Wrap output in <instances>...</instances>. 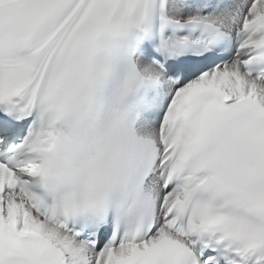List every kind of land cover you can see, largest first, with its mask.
<instances>
[{"label": "snow or ice", "instance_id": "snow-or-ice-1", "mask_svg": "<svg viewBox=\"0 0 264 264\" xmlns=\"http://www.w3.org/2000/svg\"><path fill=\"white\" fill-rule=\"evenodd\" d=\"M0 264H264V0H0Z\"/></svg>", "mask_w": 264, "mask_h": 264}]
</instances>
